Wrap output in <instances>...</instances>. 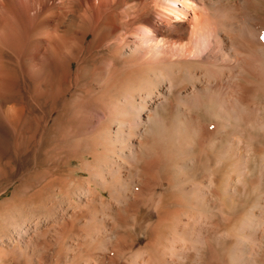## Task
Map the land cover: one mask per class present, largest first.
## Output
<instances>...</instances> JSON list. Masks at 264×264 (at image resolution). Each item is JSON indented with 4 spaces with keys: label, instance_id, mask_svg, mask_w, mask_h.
Instances as JSON below:
<instances>
[{
    "label": "rangeland",
    "instance_id": "obj_1",
    "mask_svg": "<svg viewBox=\"0 0 264 264\" xmlns=\"http://www.w3.org/2000/svg\"><path fill=\"white\" fill-rule=\"evenodd\" d=\"M91 49L78 64L79 68L85 67L78 68L83 70L78 71V88L100 94L98 87L109 82L99 67L107 53ZM253 63L254 59L242 73H237V84L244 94L240 103H250L235 109H261V119H209L206 114H211L212 109L206 113L208 109L199 106L185 108L199 119H176V112L184 108L176 100L168 103L169 98L163 109H158L161 119H142L135 129L138 134L133 131L128 138L127 142L134 146L129 160L125 159V150L119 152L121 142L115 138V119H73L74 122L65 117L69 110L56 118L50 109L53 103L60 106V99H34L30 85H22V92L10 98V102L22 107L16 136L7 138L0 131V232L11 237L13 225L37 218L46 220L47 225L41 237H37L39 232L32 234L36 241L21 243L19 248L25 256L14 263L84 264L82 257L87 250L93 254L90 264H234L232 256L247 212L259 213L255 204L258 200L264 203V81L258 64ZM115 67L116 78L133 74L121 60ZM112 81L117 85V79ZM189 86L186 81L176 92ZM145 110L143 115L154 117L155 111L147 112L149 105ZM123 120L124 130L129 133L130 125L126 124L131 119ZM225 152L229 153L227 157ZM240 153L246 169L239 181L238 174L227 168ZM102 159L108 164L102 167L103 176L97 178L93 172ZM112 160L117 164L112 165ZM226 174L230 187L225 193L219 185ZM208 176L212 180L209 186ZM120 183L126 185L120 187L119 197L113 198ZM70 215L78 217V224L72 228L60 223ZM195 230L202 232L204 244L198 250L192 248L190 236ZM67 232L76 238L73 242L80 246L78 251L73 244L70 247L68 242L63 243L62 234L65 237ZM90 232L96 240L85 244L82 237ZM253 261L264 264V235Z\"/></svg>",
    "mask_w": 264,
    "mask_h": 264
},
{
    "label": "bare ground",
    "instance_id": "obj_2",
    "mask_svg": "<svg viewBox=\"0 0 264 264\" xmlns=\"http://www.w3.org/2000/svg\"><path fill=\"white\" fill-rule=\"evenodd\" d=\"M263 35L264 0H0V131L7 138L16 136L22 107L10 102V98L22 92L21 86L27 84L34 99L44 96L47 100L62 101L60 106L53 103L50 109V114L54 113L56 118H62L69 110L65 117L70 120L115 119L118 124L115 138L120 140L119 152L125 150L126 160L134 155L133 144L127 142L133 136L132 132L138 134L135 129L142 119H149V122L150 119H161L158 109H163L168 101L176 100L180 108H184L182 112L177 110L176 119H199V115L185 110L196 106L207 108L206 113L212 109L211 114H206L209 119H257L258 116L261 119V109L238 112L235 108L250 103H240L244 94L237 84V73L249 67L252 59L253 64H258L264 81ZM91 47L92 52L107 53L99 67L109 82L103 88L98 87L100 94L90 88H78L81 82H78V64L85 53L89 54ZM117 60L133 74L121 78L119 73V78L114 77L118 72ZM192 70L194 73L191 74ZM116 79L118 83L113 85L112 80ZM186 81L190 86L176 92ZM196 81L198 84L195 85ZM169 98L171 100L167 101ZM148 105L147 112L155 111L153 118L143 115ZM123 119H131L126 124L130 125L129 133L124 130ZM240 154L227 168L228 172L238 174L239 181L246 169V164L240 160L243 153ZM119 157L124 159L120 154ZM110 163L117 164L115 160ZM105 164L108 160L96 163L95 177L103 176ZM228 178L229 174L223 176L219 185L225 193L230 187ZM208 183V186L212 184V180ZM124 185L120 183L114 189L113 198L119 197V190ZM255 208L260 210L259 213L247 212L240 227L242 235L232 256L236 264H256L253 259L258 255L264 235V203L258 200ZM68 217L67 221L58 222L71 228L78 224L77 216ZM46 222L39 218L18 222L10 230L11 237L0 232V264L17 263L20 257L23 258L25 254L19 248L21 243L28 240L31 244V240H35L32 234L36 232L40 233L37 237L42 235ZM191 232L192 248L198 250L204 245L202 232ZM62 237L63 243L68 242L70 247L73 244L77 251L80 249L73 242L72 233L67 232L65 237L62 234ZM82 239L85 244H91L96 235L90 232ZM85 252L84 264H90L93 254Z\"/></svg>",
    "mask_w": 264,
    "mask_h": 264
}]
</instances>
